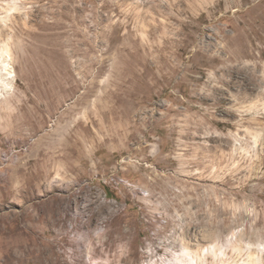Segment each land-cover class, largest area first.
I'll list each match as a JSON object with an SVG mask.
<instances>
[{
    "label": "rangeland",
    "instance_id": "rangeland-1",
    "mask_svg": "<svg viewBox=\"0 0 264 264\" xmlns=\"http://www.w3.org/2000/svg\"><path fill=\"white\" fill-rule=\"evenodd\" d=\"M184 239L264 264V0H0V264Z\"/></svg>",
    "mask_w": 264,
    "mask_h": 264
},
{
    "label": "bare ground",
    "instance_id": "bare-ground-1",
    "mask_svg": "<svg viewBox=\"0 0 264 264\" xmlns=\"http://www.w3.org/2000/svg\"><path fill=\"white\" fill-rule=\"evenodd\" d=\"M2 56H3V58L1 60V62L3 65V69L5 70L6 74L10 77L12 72H13V70H12L13 66H11V63L9 60V57H11V51H10V48L8 46L4 45L2 47ZM1 78H3V77L1 76ZM5 84H6V86H8L11 84V82L8 81V82H5ZM204 241H205V239H204ZM204 241H201L200 239H196L195 242L192 243L190 241H187V239L186 240L184 239L182 242V247H181L183 253L181 255H179L178 257H177L178 254L176 255V257H175L176 261L184 262L186 264H206L207 262H205L203 255H206L209 253V246H207V245L205 246L204 243L206 241L205 242ZM174 263H176V262H174ZM169 264H170V262H169Z\"/></svg>",
    "mask_w": 264,
    "mask_h": 264
}]
</instances>
